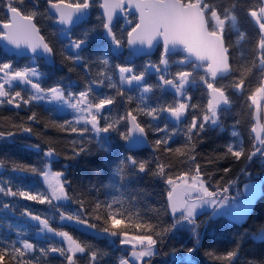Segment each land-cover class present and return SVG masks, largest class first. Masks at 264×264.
Listing matches in <instances>:
<instances>
[{
    "label": "snow or ice",
    "instance_id": "1",
    "mask_svg": "<svg viewBox=\"0 0 264 264\" xmlns=\"http://www.w3.org/2000/svg\"><path fill=\"white\" fill-rule=\"evenodd\" d=\"M95 4L102 10L100 28L111 45L120 48L126 42L132 47L159 48L158 60L149 61L140 69L116 64L111 66L110 72L106 58L98 57L97 61L89 64L82 53L92 33L97 30L95 27L89 28L70 40L68 50L74 55L69 54L65 58L80 64L88 74H91L93 65L102 66L94 79L86 81L78 92L67 91L59 84L44 87L41 83L42 73L36 66L20 68L3 62L0 63V107L30 109L43 101L61 102L76 113V118L55 127L80 137L89 136L88 142L95 139L100 147H103L101 138L109 133H116L125 142H131L137 135L148 140L149 133H152L155 136L153 151L160 155L154 156L151 161L126 155L116 164L113 174L121 182L141 174L163 180L170 188L163 213L170 215L172 220L168 224L160 221L161 210L158 208L152 209L155 219L145 218L135 207V199L125 200L122 196H114L104 202L96 200L86 206L83 200H75L69 195L71 182L61 180L63 173L52 172L47 161L43 169L15 165L12 171L43 175L48 194H32L30 190L20 188L14 190L11 181L0 180V197L50 206L53 201L77 203V215L60 211L59 203L55 205L61 222L83 225L87 223L84 216L89 215L90 219L100 222L99 227L87 224L89 228L128 247L130 255L119 258L118 264H151L159 246L166 243L173 231L187 226L192 238L199 243L198 211L206 206L215 208L219 205L222 208L228 201V187L214 185L207 179L210 174L198 162L196 146L209 126L222 127L223 116L233 108L234 94H239L257 121L250 129L255 135L245 146L238 139L239 132L233 130L231 135L237 139L226 145L225 152L217 159L231 158L241 165L239 171H247L246 165L256 158L264 159V123H261L264 112V0H44L43 6L41 0H0V12L3 14L0 40L16 49H27L35 63L41 56L54 55L53 47L41 35L38 26L40 17L47 15L61 25L70 26L74 18L85 15ZM241 13L254 24L256 35L249 49L251 55L237 64L233 45L229 43V33L238 34L236 44L247 39L239 27ZM120 20L124 21L126 27L117 35ZM152 74L156 78L154 84L146 79ZM226 79L228 83L223 82ZM15 85L25 86L27 95L22 94L23 90H14ZM94 85L113 91L97 94L93 98ZM197 85L206 97L203 104L193 102L191 89ZM132 86L139 93L138 97L126 95V87ZM168 92L173 97L170 102H162L159 97L156 103L151 102L154 94ZM118 105L126 106L123 114L112 118L108 110ZM141 117L146 119L142 120ZM165 117L173 120L176 127L170 128L167 123L161 126L158 122ZM27 121L40 123L35 111L31 112ZM180 125H183L182 132ZM238 125L239 121H236L233 127ZM12 128L33 133V128L26 123H13ZM16 134L15 131H0V139ZM177 135H183L185 143L172 148ZM71 143L74 146L73 156L89 151L83 147L84 140H73ZM77 144L79 147H76ZM55 155L56 150L52 147L44 153L48 158ZM164 156L169 159L163 160ZM213 162L209 159L206 163ZM178 165L181 170L174 175ZM0 167H3L2 163ZM232 171L231 167L223 169L225 175ZM234 182L231 179L228 181L229 184ZM12 206L7 201L0 203V207L6 210ZM23 215L38 222L42 232L61 237L67 247L53 244L38 247L28 239L0 238V264H36L40 260L43 264H50V254L53 253L63 257V264H81V258L87 264H102L105 256L103 250L78 241L67 230L54 228L48 219L33 214L31 210L26 209ZM259 231L264 234V226ZM16 235L23 237L24 233L18 232ZM238 248L225 256L210 255L235 264ZM194 251L195 248L188 249L189 253Z\"/></svg>",
    "mask_w": 264,
    "mask_h": 264
},
{
    "label": "trees",
    "instance_id": "2",
    "mask_svg": "<svg viewBox=\"0 0 264 264\" xmlns=\"http://www.w3.org/2000/svg\"><path fill=\"white\" fill-rule=\"evenodd\" d=\"M44 0H41L43 6ZM71 2V0H69ZM98 4H95L89 9V17L87 21L80 23L78 26L73 27L67 32L66 39L59 37L61 33L52 26L53 19L47 15L39 18L38 26L41 29V35L45 37L46 42L54 49L52 55V64L47 66L41 61H37V68L42 73V86L48 87L59 84L67 91L78 92L85 86L86 81L94 79L95 74L102 70V66L93 65L91 74L85 72L80 64L67 60L65 57L70 53L68 45L71 39L77 38L83 31L95 27L97 30L92 33L89 44L86 50L82 53L83 57L89 64L97 61V58H106L109 60V72L111 66L116 64L133 66L140 69L147 62H155L160 55V49L157 48L156 52L148 59L132 58L129 53L122 50L120 54H113L110 50V43L105 39L103 29L100 28V15L97 11ZM3 19V14L0 12V20ZM126 26L122 21H119L116 29L117 35L121 34V29ZM240 30L243 31L247 39L240 41L236 44L238 34L236 32L229 33V43L233 45L232 51L237 58L235 63L243 62L251 55L249 49L254 41L256 35V28L250 20L244 17L241 13V20L239 24ZM125 43L122 48H124ZM13 62L12 58H7L0 52V63ZM19 64H23L19 61ZM69 69H72L71 71ZM149 83H156L155 76L152 74L146 77ZM228 83V80H224ZM21 87H15L14 90H21ZM93 98L97 94H109L113 90L107 87L93 86ZM200 86H194L191 89V95L195 103L203 104L206 97L202 95ZM24 95H27L23 91ZM126 95L138 97V92L135 89L126 90ZM161 101H171L172 94L156 93L152 96L151 102L156 103L157 98ZM123 102L121 101V104ZM126 107V106H124ZM124 107L116 106L109 108V113L112 118L123 114ZM32 111L37 113L40 123H32L27 121V117ZM264 112H262L261 123H264ZM142 120L146 119L141 117ZM222 127L209 126L206 131L201 134L200 142L196 146V156L198 162L202 165L204 171L210 175L207 179L215 184H220L228 187L226 193L228 201L237 202L243 196L239 193L238 187H234L235 183L248 181L257 177L264 169L261 166V158H256L251 164L246 165L247 171H239L241 167L239 163H234L231 158L217 159L225 152V147L229 143H233L237 138H233L231 133L233 130L239 132V140L245 146L250 143V137L254 136L250 129L257 121L253 119L251 110L245 106L244 100L239 94L233 96V108L223 116ZM70 121L66 116L55 115L52 110L42 106L41 104H34L31 108L15 109L10 106L0 107V131H15L17 134L14 137L0 139V180L11 181V186L14 190L20 188L22 190H30L32 194H40L41 188L37 184V175L32 172H14L12 167L15 165H24L27 167H35L37 169L45 168L44 153L49 147L56 150L57 155L48 162L52 172H62L63 176L60 177L63 181H70L69 195L75 200H83L86 206L90 202L99 200L100 202L110 201L114 196H122L125 200L135 199L137 207L141 214L145 217H153L155 219L153 208L161 210L159 217L160 221L168 224L172 218L169 215H164L163 209L166 206V196L169 191L167 184L161 179H156L151 176L141 174L131 179L121 182L115 176L114 168L119 160L123 159L126 155H134L138 160H153L154 156L160 154L155 153L152 148V141L155 136L149 133L147 143L149 149H142L136 151H126L123 147L124 141L116 133H109L101 138L103 147L92 139L89 143V136L80 137L75 134L67 133L59 130L55 125L63 124ZM236 121L239 125L234 128ZM13 123H26L33 128V133H24L18 129L12 128ZM155 123V122H154ZM161 126L167 123L170 128L176 127L167 117L159 121ZM76 127L82 125H74ZM123 127V126H122ZM181 132L183 125H180ZM73 140L85 143L83 147L89 149L88 152L80 156H73L71 143ZM185 143L183 135L174 137L171 144L172 148L180 147ZM79 147V144L76 145ZM71 157V158H66ZM169 157L164 156L163 160ZM212 159L214 162L207 164L206 162ZM261 166V167H260ZM226 167H231L232 172L227 175L223 172ZM263 167V168H262ZM181 170L178 165L175 169L176 172ZM235 180L234 183H228L229 180ZM120 191L117 192L116 189ZM239 195V196H238ZM238 199V200H236ZM7 201L12 204L10 210L0 207V238L5 239H28L30 242L35 243L38 247H47L49 244L56 246L67 247L63 242H57L52 239H36L32 238L31 234L35 228L25 225L19 221V218L24 216V211L31 210L33 214L40 215L42 218L49 220L51 226L58 230H67L70 235L80 242L92 245L104 251L105 256L102 264H118L119 258L125 256L126 249L120 247L114 239L108 242L104 238L96 237L92 233L83 232L71 225L60 223L59 212L53 205L37 204L33 201H26L19 198L0 197V203ZM67 206H61L60 211L77 215V203L67 202ZM208 212H200L198 214V223L200 224V241L197 243L191 236L187 226L173 231L167 238L166 243L159 246L157 255L152 258L151 264H228L227 261L217 260L215 256H225L229 251H233L239 246V255L236 258L235 264H261L264 262V239L254 241L250 236L260 233L259 229L264 226V185L261 186V194L258 198L252 201L250 209L245 211V217L238 224L229 222L223 216H210ZM84 219L87 224H96L100 226V222L90 219L89 215H85ZM87 228H89L87 226ZM93 233H98L96 229L89 228ZM23 232V237H18L16 234ZM198 244L195 247V244ZM196 251L189 253V248H194ZM214 253L215 256L210 255ZM36 264H43V261H37ZM50 264H63V257L57 254H50ZM81 264H87L84 258H81Z\"/></svg>",
    "mask_w": 264,
    "mask_h": 264
},
{
    "label": "rangeland",
    "instance_id": "3",
    "mask_svg": "<svg viewBox=\"0 0 264 264\" xmlns=\"http://www.w3.org/2000/svg\"><path fill=\"white\" fill-rule=\"evenodd\" d=\"M122 23H123V25H125L124 21H122ZM69 31H66V30L61 31V33L59 34V37L66 39V37H67L66 33L69 32ZM156 50H157V48H156ZM156 50L154 51V53L156 52ZM19 63H20L19 60H16V61L12 62L14 67L22 68V67L29 66V65L37 67V60L35 61V63H33V59L26 58V60L24 62H21L23 64H19ZM42 63H44V62L42 61ZM41 78H42V76H41ZM132 89H135V86H132L130 88L126 87V90H132ZM21 90L25 91L26 93L28 91V89L25 86H23V85L21 87ZM169 93H171V92H169ZM138 95H139V93H138ZM38 104H41L42 106H44L46 108H49L50 110H52V112L55 115L68 117L70 121H74L75 118H76V113H74L71 109H69L66 105L62 104L61 102H58V101H51V102L43 101V102H40ZM10 107H12V106H10ZM169 120L172 123L175 124V122L173 120H171V119H169ZM79 127H83V125L79 126ZM104 136H106V135H104ZM44 158L48 162L53 159V157L48 158V157H45V156H44ZM261 166L264 167V164H261ZM37 184L39 185V187L41 188V190H42V192L44 194H48L47 183L44 181L43 175H40L39 178H37ZM262 185H264V169L255 178H252V179H250L248 181L244 180L242 182H238V184H237V182L235 183L234 187L237 186L238 187L237 191L239 193H241L242 196H243L240 200L236 199V200H238L237 202H235V200L234 201H227L225 206L222 207V208L219 207V205H217L215 208H213L211 206H206V207L200 209L198 211V214L200 212L207 211L208 212L207 213L208 217H210V216H223L229 222L238 224L240 221H242L244 219L245 211L246 210L248 211L250 209L252 201L260 196V194H261V186ZM169 191H170V188H169ZM53 203H55V204L60 203L62 207L63 206H67L66 201L64 203L53 201ZM19 221L23 222L25 225H28L30 227L35 228V231L31 234L32 238H36V239H40V240H42V239H52V240L57 241V242H63L64 245L67 246V243L61 237H55V236H52L51 234H47L46 232H42L41 231V226L39 225V223L35 222V221H32L29 217L22 216V217L19 218ZM60 223L71 225V226H73V227H75V228H77V229H79V230H81L83 232H87V233H90V234L92 233L94 236L100 237V238H104L108 242H111L113 240V238L108 237L106 235L93 233L89 228H87L86 225L76 224L75 222H61L60 221ZM250 237L254 241L263 240L264 239V234L258 233L257 235H252ZM119 246L122 247V248H125L126 249L125 250L126 253L130 255V253H128V247L127 246H121V245H119ZM194 246L197 247L198 244L196 243Z\"/></svg>",
    "mask_w": 264,
    "mask_h": 264
},
{
    "label": "water",
    "instance_id": "4",
    "mask_svg": "<svg viewBox=\"0 0 264 264\" xmlns=\"http://www.w3.org/2000/svg\"><path fill=\"white\" fill-rule=\"evenodd\" d=\"M97 11H98L99 15H101L102 10L99 8V6L97 8ZM53 16H54V14H53ZM88 17H89V10L85 15L79 17L78 19L74 18V23L70 26L61 25V24L56 22L55 18H52L53 19L52 26L54 28L59 29V30H66V29H70V28H73L75 26H78L80 23L87 21ZM103 34H104V32H103ZM105 39L108 40L106 37H105ZM0 49L5 55L14 56L18 59L32 57V53L30 51H28L27 49H25L23 47L20 49H16L15 47H13L12 45L8 44L6 41H3V40H0ZM110 50L115 55V54H120L122 48L121 47L116 48L114 45H110ZM155 50H156V48L149 50L146 47L128 46L126 42H125V46H124V51L129 53L131 55V57H133L134 59L151 57L154 54ZM38 59L44 61L45 64L50 65V63L52 61V56H41ZM17 86H20V85H17ZM123 147L126 151H136V150H142V149L148 150L149 149V145L147 143V140L142 139L138 135L135 136L131 142H125L124 141ZM64 202L65 201H63L61 203H64ZM166 204H167V196H166ZM169 217L172 218L170 215H169Z\"/></svg>",
    "mask_w": 264,
    "mask_h": 264
},
{
    "label": "flooded vegetation",
    "instance_id": "5",
    "mask_svg": "<svg viewBox=\"0 0 264 264\" xmlns=\"http://www.w3.org/2000/svg\"><path fill=\"white\" fill-rule=\"evenodd\" d=\"M1 52V51H0ZM1 54H3L2 52H1ZM4 55V54H3ZM5 57H7V58H12L13 59V61H16V60H19V61H25L26 60V58H21V59H17V58H15L14 56H6V55H4ZM28 59H32V57H29ZM37 61H40V59H36ZM15 87H20V86H17V85H15Z\"/></svg>",
    "mask_w": 264,
    "mask_h": 264
},
{
    "label": "bare ground",
    "instance_id": "6",
    "mask_svg": "<svg viewBox=\"0 0 264 264\" xmlns=\"http://www.w3.org/2000/svg\"><path fill=\"white\" fill-rule=\"evenodd\" d=\"M214 212V211H213Z\"/></svg>",
    "mask_w": 264,
    "mask_h": 264
}]
</instances>
